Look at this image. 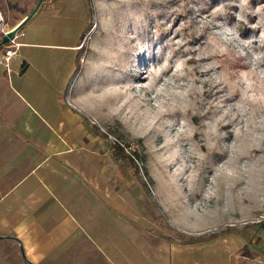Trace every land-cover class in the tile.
Listing matches in <instances>:
<instances>
[{
    "label": "rangeland",
    "instance_id": "374dc122",
    "mask_svg": "<svg viewBox=\"0 0 264 264\" xmlns=\"http://www.w3.org/2000/svg\"><path fill=\"white\" fill-rule=\"evenodd\" d=\"M31 10L41 42L49 15L79 36L78 60L56 83L73 75L110 145L135 153L136 165L123 158L124 182L153 201L158 235L235 232L264 243V0H8L0 42ZM9 45H0L6 78ZM33 52L41 73L72 55ZM0 264L29 263L0 238Z\"/></svg>",
    "mask_w": 264,
    "mask_h": 264
},
{
    "label": "crops",
    "instance_id": "0c3cea01",
    "mask_svg": "<svg viewBox=\"0 0 264 264\" xmlns=\"http://www.w3.org/2000/svg\"><path fill=\"white\" fill-rule=\"evenodd\" d=\"M30 12L17 24L10 73L0 75V238L14 239L29 264H264V243L235 232L158 235L153 201L124 182V155L91 120L88 92L73 75L56 83L78 60L79 36L68 38L49 15L41 42ZM38 45L72 55L41 73Z\"/></svg>",
    "mask_w": 264,
    "mask_h": 264
},
{
    "label": "built area",
    "instance_id": "2783aa9c",
    "mask_svg": "<svg viewBox=\"0 0 264 264\" xmlns=\"http://www.w3.org/2000/svg\"><path fill=\"white\" fill-rule=\"evenodd\" d=\"M9 44H10L9 47H7L5 49V56H6V61L7 62L9 61V59L13 55H15L17 53V48L19 46V42L17 41V34H15V36L10 40ZM117 142H119L124 147V145L120 141H114V143H117ZM124 149H125V147H124ZM129 153H130V155H132V157L134 158V160H136V158H135L136 156L132 152H129Z\"/></svg>",
    "mask_w": 264,
    "mask_h": 264
},
{
    "label": "water",
    "instance_id": "95a60500",
    "mask_svg": "<svg viewBox=\"0 0 264 264\" xmlns=\"http://www.w3.org/2000/svg\"><path fill=\"white\" fill-rule=\"evenodd\" d=\"M35 10V9H34ZM34 12V11H33ZM32 14V13H31ZM20 25H16L14 28L8 30L5 35L3 36V39L1 40L0 42V45L1 44H5V43H8L10 42V40L15 36L16 32L19 30L20 28Z\"/></svg>",
    "mask_w": 264,
    "mask_h": 264
},
{
    "label": "trees",
    "instance_id": "16d2710c",
    "mask_svg": "<svg viewBox=\"0 0 264 264\" xmlns=\"http://www.w3.org/2000/svg\"><path fill=\"white\" fill-rule=\"evenodd\" d=\"M114 146L118 150H120L123 153L124 156L130 157L129 159L131 160L132 163H134L135 165L137 164L136 161L134 160V158L132 157V155L127 154L126 151H125V149H124V147L120 143H118V142L117 143H114ZM133 154H135V153H133Z\"/></svg>",
    "mask_w": 264,
    "mask_h": 264
},
{
    "label": "bare ground",
    "instance_id": "6f19581e",
    "mask_svg": "<svg viewBox=\"0 0 264 264\" xmlns=\"http://www.w3.org/2000/svg\"><path fill=\"white\" fill-rule=\"evenodd\" d=\"M249 156V155H248Z\"/></svg>",
    "mask_w": 264,
    "mask_h": 264
}]
</instances>
